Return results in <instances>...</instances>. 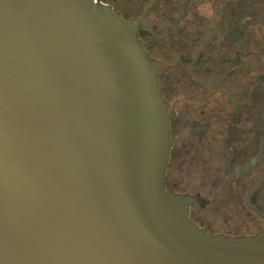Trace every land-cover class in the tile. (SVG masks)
<instances>
[{
	"label": "water",
	"instance_id": "water-1",
	"mask_svg": "<svg viewBox=\"0 0 264 264\" xmlns=\"http://www.w3.org/2000/svg\"><path fill=\"white\" fill-rule=\"evenodd\" d=\"M140 20L0 0V264H264V232L208 235L166 190L162 63Z\"/></svg>",
	"mask_w": 264,
	"mask_h": 264
},
{
	"label": "flooded vegetation",
	"instance_id": "flooded-vegetation-1",
	"mask_svg": "<svg viewBox=\"0 0 264 264\" xmlns=\"http://www.w3.org/2000/svg\"><path fill=\"white\" fill-rule=\"evenodd\" d=\"M126 22L168 107L166 190L211 236L264 232V0H97Z\"/></svg>",
	"mask_w": 264,
	"mask_h": 264
}]
</instances>
